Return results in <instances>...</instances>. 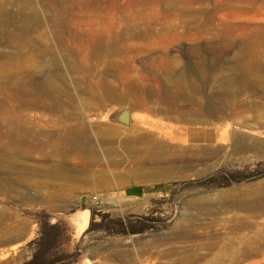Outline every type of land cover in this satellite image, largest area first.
Segmentation results:
<instances>
[{
	"label": "rangeland",
	"instance_id": "obj_1",
	"mask_svg": "<svg viewBox=\"0 0 264 264\" xmlns=\"http://www.w3.org/2000/svg\"><path fill=\"white\" fill-rule=\"evenodd\" d=\"M0 18V83L33 91L1 118L33 147L0 143V264H264V212L216 204L264 194V0H0ZM55 186L61 218L32 203ZM183 231L199 241L168 242Z\"/></svg>",
	"mask_w": 264,
	"mask_h": 264
},
{
	"label": "bare ground",
	"instance_id": "obj_2",
	"mask_svg": "<svg viewBox=\"0 0 264 264\" xmlns=\"http://www.w3.org/2000/svg\"><path fill=\"white\" fill-rule=\"evenodd\" d=\"M19 1V0H18ZM27 2H29V1H27ZM23 3V2H22ZM5 5V4H4ZM9 5V4H8ZM7 5V6H8ZM25 6V5H24ZM36 9V8H35ZM91 9V8H90ZM30 11V10H29ZM35 11V10H34ZM2 12V11H1ZM7 12V11H6ZM21 12V11H20ZM91 12V11H90ZM95 12V11H94ZM11 13V12H10ZM17 13V12H16ZM26 13V12H25ZM97 13L99 14V12L97 11ZM18 14V13H17ZM33 14V13H32ZM20 15H22V12H21V14ZM86 15H87V13H86ZM96 15V14H95ZM94 15V16H95ZM6 16V15H5ZM10 17H12V16H10ZM12 18H14V17H12ZM95 18V17H94ZM1 19V18H0ZM21 19V18H20ZM24 19V18H23ZM91 19H93V18H91ZM96 19V18H95ZM15 20V19H14ZM16 20H18V19H16ZM22 20V19H21ZM2 21V20H1ZM7 21V20H6ZM6 21L4 22V24L6 23ZM9 21V20H8ZM12 21H13V19H12ZM22 22V21H21ZM16 23H17V21H16ZM5 25H8V24H5ZM15 25V24H14ZM20 25H22V23L20 24ZM1 26V25H0ZM2 27H4V26H2ZM7 26H5L4 28H6ZM23 28V27H22ZM25 28V27H24ZM23 28V29H24ZM21 29V28H20ZM25 30V29H24ZM19 31H22V30H19ZM31 31H32V29H31ZM35 31V30H34ZM15 32H16V30H15ZM27 32H29V31H27ZM37 32V31H36ZM2 33V32H1ZM18 33H22V32H18ZM17 33V34H18ZM24 33V32H23ZM26 33V32H25ZM15 35H17L16 33H14ZM20 34H18V37H19V35ZM28 35V34H27ZM29 35H30V33H29ZM28 35V36H29ZM11 36V35H10ZM27 37V36H26ZM26 37H24V38H26ZM28 38L29 37H27V42H29V40H28ZM113 39V38H112ZM115 39H116V37H115ZM25 40V39H24ZM23 40V41H24ZM8 42V41H7ZM14 42V41H13ZM114 42H115V40H114ZM16 43V42H15ZM18 43V42H17ZM30 44H31V42H29ZM1 44V43H0ZM3 44H5V43H3ZM7 44V43H6ZM10 44V43H9ZM12 44V43H11ZM19 44V43H18ZM8 45V44H7ZM21 45V44H20ZM115 45V44H114ZM8 46H11L12 47V45H8ZM28 46V45H27ZM22 47V46H21ZM4 48H6V47H4ZM27 48V47H26ZM100 48V47H99ZM12 49V48H11ZM13 49H15V48H13ZM113 49V48H112ZM11 51H13V50H11ZM14 51H16V50H14ZM23 51V50H22ZM25 51V50H24ZM21 53V52H20ZM5 55V54H4ZM1 70V69H0ZM1 73V72H0ZM3 75V73H1V75L0 76H2ZM3 76H5V75H3ZM1 78V77H0ZM5 78V77H4ZM7 79V78H6ZM3 81H5V79L3 80ZM6 82H8V81H6ZM13 82H15V81H13ZM8 84V83H7ZM11 84V83H10ZM17 84H19V83H17ZM17 84H16V86H17ZM14 85V84H13ZM9 86V85H8ZM6 84H4V82L3 83H0V143L3 141V140H5V139H7L8 141H9V145H10V147L12 146V148H14V149H19V148H23V147H29V145H31L32 144V140L30 139V136H31V134L28 132V131H26L23 127H19V125H18V127L16 126L15 128H13L12 130H7V129H5L4 127H3V124L1 123V118H2V116L3 115H15V114H17L18 112H14V107H13V109H12V107H11V105H8L6 102H5V99H7V100H9V101H11V100H13V101H18V100H20V98L22 97L21 95L23 94V92H22V94L20 95V98H19V94L21 93V91H22V88H18V87H16V86H9L8 87ZM22 86V85H21ZM20 86V87H21ZM24 86V85H23ZM50 87V86H49ZM48 88V87H47ZM46 88V89H47ZM26 89V88H25ZM42 89V88H41ZM24 90V89H23ZM28 90V89H27ZM29 91H30V89H29ZM37 92L39 91L40 92V90H36ZM42 91V90H41ZM47 91H51V92H54V91H52V89L50 90H48L47 89ZM20 92V93H19ZM25 92V91H24ZM31 92V91H30ZM30 92H25L24 94H23V96L26 94V93H30ZM36 92V93H37ZM35 93V92H34ZM43 93V92H42ZM45 93V92H44ZM43 93V94H44ZM47 93V92H46ZM46 93H45V95H46ZM50 93V92H49ZM31 95L33 94V91L30 93ZM40 94V93H39ZM51 94V93H50ZM31 95H30V97H31ZM40 95H42V94H40ZM49 95V94H48ZM52 95V94H51ZM26 96V95H25ZM34 96V95H33ZM50 96V95H49ZM27 97V96H26ZM36 97V96H35ZM34 97V98H35ZM39 98L38 99H41V97L40 96H38ZM44 97V96H43ZM23 98V97H22ZM21 98V99H22ZM33 98V97H32ZM32 98L30 99L29 98V100L30 101H32ZM47 98V97H46ZM46 98H45V100H46ZM111 98H113V97H111ZM44 99V98H43ZM48 100L50 99H52V96L50 97V98H47ZM59 99V98H58ZM57 99V100H58ZM109 99V98H108ZM23 100V99H22ZM35 101H36V99H34ZM42 100V99H41ZM55 99L53 98V100L52 101H54ZM27 100H24V102H26ZM38 102H39V100H37ZM44 101V100H43ZM19 102V101H18ZM20 102H21V100H20ZM23 102V103H24ZM29 102V101H28ZM37 102V103H38ZM50 102V101H49ZM34 103V102H33ZM32 103V104H33ZM34 104V105H38V104ZM40 103H42V102H40ZM44 103V102H43ZM47 103H48V101H47ZM52 103H55V102H52ZM56 103H57V101H56ZM55 103V104H56ZM75 103V102H74ZM54 104V107L56 106ZM29 105V104H28ZM31 105V104H30ZM34 105H32V106H34ZM47 105V104H46ZM46 105H43V106H45L46 107ZM49 105H51V103H49ZM60 105H63L62 104V102H61V104ZM72 105V104H71ZM39 106H41L40 104H39ZM48 106V105H47ZM52 106H53V104H52ZM57 106H59V105H57ZM31 107V106H30ZM51 107V106H50ZM70 107H72V106H70ZM22 113V112H21ZM19 116V115H18ZM20 117V116H19ZM32 137V136H31ZM227 139V138H226ZM225 140V139H224ZM36 141V140H35ZM38 141V140H37ZM35 143V142H34ZM1 145V144H0ZM8 145V146H9ZM160 145V144H159ZM2 146V145H1ZM32 146V145H31ZM33 147V146H32ZM31 147V148H32ZM1 151H2V147H0V155H1ZM168 152V151H167ZM161 146H158V145H154V146H152V148H151V150H150V155H149V158H151V160H156V159H158L157 160V162H160V164H164V162H162V158H164L165 157V155H166V153H167ZM169 153V152H168ZM201 153V152H200ZM199 153V154H200ZM182 155H183V153H182ZM196 155V154H195ZM168 156V155H167ZM0 161H1V158H0ZM163 166V165H162ZM161 166V167H162ZM168 166V165H167ZM171 166V165H170ZM167 169H169L168 167H167ZM170 170V169H169ZM132 174H133V177L135 178V180H137V178H139V176L138 175H140L141 173V175L142 176H140V178H144L145 180H153V178H154V180L156 179V178H159V176H166L167 174H166V167L164 168V169H162V170H160V169H158V171L156 172V173H152V172H146V171H144V170H139V171H133V172H131ZM168 173V172H167ZM119 181L121 180V177H118L117 178ZM126 179V178H125ZM142 179H140V180H142ZM125 183V182H124ZM136 193H137V191H136ZM205 203V202H204ZM207 203V202H206ZM216 204H218V206L220 205V206H222L223 208L225 207H227V208H231V209H234V210H237V211H246V213H247V211H249V212H254V211H259V212H264V194H263V191L261 192V191H259V192H252V193H249V194H243V195H234V194H231V193H226V194H222L221 196H219V198H218V200L216 201ZM190 205V204H189ZM191 209H193V210H196V214H195V216H199V217H201V215H203V214H205V215H209V214H212L213 215V209H211L212 207L209 205V206H207V204L205 205H201V203L200 202H196V203H191ZM221 207V208H222ZM214 208V207H213ZM220 208V209H221ZM225 208L224 209H222V210H225ZM226 208V209H227ZM190 209V210H191ZM214 210H215V208H214ZM219 212H222V211H220L219 210ZM216 215V214H215ZM257 215V214H256ZM258 215H259V213H258ZM257 215V216H258ZM250 216V215H249ZM253 216V215H252ZM251 216V217H252ZM257 216H253V217H257ZM261 216H262V213H261ZM190 218H192L193 216H189ZM212 217V216H211ZM216 217V216H215ZM251 217H250V220H252L251 219ZM89 218H90V211L89 210H85L84 212H83V214H79V215H77L74 219H73V221H74V224L75 225H77L78 227H79V234H82L86 229H87V227H88V225H89ZM202 218H204V217H202ZM208 218H210V217H208ZM218 218V217H217ZM246 218V217H245ZM249 219V218H248ZM256 219H259V218H256ZM195 220V219H194ZM250 220H245L244 219V222L242 221V222H239L238 223V226H237V229H253V227H256L255 225H254V223H252V222H250ZM255 220V219H254ZM187 221H188V219H187ZM196 221V220H195ZM215 221V220H214ZM246 221V222H245ZM249 221V222H248ZM261 221V220H260ZM255 222H256V220H255ZM257 222H258V220H257ZM263 222V221H262ZM185 223V222H184ZM195 223V222H194ZM194 223H193V225H194ZM260 223V222H259ZM185 224H188V228L190 229H192L193 230V228L194 227H192V225H191V221H188L187 223H185ZM201 224H203V222L201 223ZM207 225V224H206ZM260 225V224H259ZM195 226V225H194ZM180 227H182V229H183V227H184V225H183V223H182V225L180 226ZM203 227V226H202ZM185 228V227H184ZM207 228V227H206ZM186 229V228H185ZM205 228L203 227V229H201V230H204ZM187 230V229H186ZM180 231V230H179ZM188 231H190L191 232V234L193 233V236H195L194 234H197V233H195V231H197V230H195L194 232H192L191 230H188ZM198 235V234H197ZM169 241L168 242H173V243H187V242H189V241H194V242H198L199 241V239H198V236L197 237H192V236H190V234H189V232H177L176 234H174L171 238H169L168 239ZM167 242V241H166ZM189 243H191V242H189ZM124 260L127 262V261H135V260H137V256L135 257V256H133L132 254H127V255H125L124 257ZM193 261H195L194 259H193ZM137 262V261H136ZM180 264H185L186 263V261H184V259L183 260H181V261H178ZM189 263H190V260H189Z\"/></svg>",
	"mask_w": 264,
	"mask_h": 264
},
{
	"label": "crops",
	"instance_id": "obj_3",
	"mask_svg": "<svg viewBox=\"0 0 264 264\" xmlns=\"http://www.w3.org/2000/svg\"><path fill=\"white\" fill-rule=\"evenodd\" d=\"M62 190H64L63 187H60V188L56 186L54 188L47 187L46 194L39 196L37 198H34L32 203L39 205L41 208L48 209L49 211L52 212L53 215L58 216V218H61L62 215L66 214V209L71 204V202L66 203L65 200L60 199V197L58 196V194ZM47 193H50V194L54 193L55 196L53 198H50V195ZM144 193H145V189H144ZM23 241H25V238H23L22 242Z\"/></svg>",
	"mask_w": 264,
	"mask_h": 264
},
{
	"label": "water",
	"instance_id": "obj_4",
	"mask_svg": "<svg viewBox=\"0 0 264 264\" xmlns=\"http://www.w3.org/2000/svg\"><path fill=\"white\" fill-rule=\"evenodd\" d=\"M115 121L122 126H125V127L130 126V123H131L130 122L131 121L130 111L128 109H123L119 111L115 116ZM131 190L137 191V193L133 195V197H137V198H140L142 196L141 191H144L143 187L141 186H138V187L132 186L125 190V193L127 196H128L129 191Z\"/></svg>",
	"mask_w": 264,
	"mask_h": 264
}]
</instances>
